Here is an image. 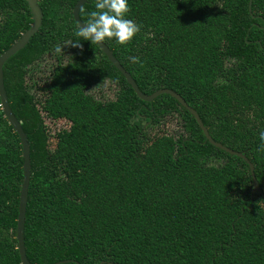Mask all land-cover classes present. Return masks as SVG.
Returning a JSON list of instances; mask_svg holds the SVG:
<instances>
[{
	"label": "trees",
	"instance_id": "obj_1",
	"mask_svg": "<svg viewBox=\"0 0 264 264\" xmlns=\"http://www.w3.org/2000/svg\"><path fill=\"white\" fill-rule=\"evenodd\" d=\"M78 1L40 0L41 28L4 65L31 148L28 260L264 264V0H128L141 31L123 46L104 41L144 94L176 91L216 142L243 153L262 193L249 164L212 145L178 100L143 101L99 45L75 35ZM94 5L80 11L84 23ZM33 21L27 1L0 0V56ZM47 57L55 64L37 71ZM107 83L115 100L94 95ZM1 104L0 264H22L23 146ZM171 119L175 134L161 129Z\"/></svg>",
	"mask_w": 264,
	"mask_h": 264
},
{
	"label": "water",
	"instance_id": "obj_2",
	"mask_svg": "<svg viewBox=\"0 0 264 264\" xmlns=\"http://www.w3.org/2000/svg\"><path fill=\"white\" fill-rule=\"evenodd\" d=\"M28 2L29 7L33 14V24L31 25L30 29H28L21 38L15 42L7 51H5L0 56V98L2 102V109L5 114V117L8 119L11 126H13L14 130L18 133L21 144L23 146V158H24V178H23V184L21 188L20 193V203H19V217H18V225H17V240H18V249L21 257L22 264H32L26 254L25 249V241H24V230H25V221H26V212H27V203H28V192H29V186H30V180H31V148L28 141V136L25 133L20 121L16 118L15 114L13 113L8 96L5 89L4 84V65L5 63L14 55H16L19 51L24 49L27 44L30 42L32 37L36 35L41 28L43 24V11L39 5L40 0H25ZM88 0H79L77 4L74 7L73 16L75 21L78 24H83L84 22L80 18V10L81 7H83ZM250 8L252 6V0L249 2ZM102 52L107 55L109 61L117 67V69L125 76L127 82L132 86L137 96L146 102H153L156 98L163 94H168L172 97H174L178 102L185 108H187L192 115L197 120L200 128L203 130L207 140L214 145L215 147L231 154L237 157H240L244 159L250 166L251 174L254 180V187L255 191L258 193H262V189L259 186V183L256 179L255 172H254V165L248 160V158L240 152H237L235 150H232L231 148H228L224 146L223 144L216 142L212 136L210 135L208 128L204 125L202 119L200 118L199 114L195 109L190 107L188 103L183 99L176 91L171 89H160L156 92H154L151 95L144 94L138 87L136 81L131 76V74L122 66V64L116 59V57L113 54V51L105 44L99 45ZM63 262H58L56 264H60Z\"/></svg>",
	"mask_w": 264,
	"mask_h": 264
},
{
	"label": "clouds",
	"instance_id": "obj_3",
	"mask_svg": "<svg viewBox=\"0 0 264 264\" xmlns=\"http://www.w3.org/2000/svg\"><path fill=\"white\" fill-rule=\"evenodd\" d=\"M95 10L88 13L86 23L78 24L75 35L90 41L91 44L101 45L106 39H115L116 43L126 45L141 31V25L134 20L127 19L130 12L128 0H95ZM85 11L83 7L80 10ZM73 47H81L80 43H72ZM54 51L63 53V47L56 45ZM132 63H139L138 57H129ZM262 142L260 148L264 150V130L259 133Z\"/></svg>",
	"mask_w": 264,
	"mask_h": 264
},
{
	"label": "rangeland",
	"instance_id": "obj_4",
	"mask_svg": "<svg viewBox=\"0 0 264 264\" xmlns=\"http://www.w3.org/2000/svg\"><path fill=\"white\" fill-rule=\"evenodd\" d=\"M53 64H55V61L52 58L47 57L43 61L42 65L37 67V71H39V70L42 71V72L46 71L48 73L49 70H50L49 68ZM39 75H41V74H39ZM115 90L116 89L113 86H111L109 83H107L104 86L102 91H100V89H99V90L95 91L94 95L97 98H102L103 100H115L116 99V96H115V92L116 91ZM50 124L55 129L56 128L57 129L65 128V127H68L67 124L69 125V123L66 124L65 121H57L55 124L54 123L52 124L50 122ZM161 129L163 131L165 130L167 133H170V134L171 133L175 134V133L179 132L178 123L175 120H172V119L168 120L167 124L165 126H162ZM155 134H156V130H153L150 135L153 136ZM52 150H53V152H55V142L52 144Z\"/></svg>",
	"mask_w": 264,
	"mask_h": 264
}]
</instances>
